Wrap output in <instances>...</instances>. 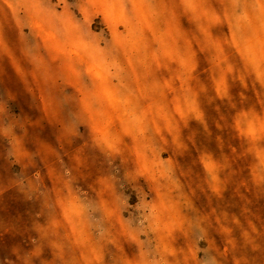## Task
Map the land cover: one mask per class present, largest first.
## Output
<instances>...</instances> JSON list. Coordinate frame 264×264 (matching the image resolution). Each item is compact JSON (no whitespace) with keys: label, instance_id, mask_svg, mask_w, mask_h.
Returning a JSON list of instances; mask_svg holds the SVG:
<instances>
[{"label":"rangeland","instance_id":"obj_1","mask_svg":"<svg viewBox=\"0 0 264 264\" xmlns=\"http://www.w3.org/2000/svg\"><path fill=\"white\" fill-rule=\"evenodd\" d=\"M0 264H264V0H0Z\"/></svg>","mask_w":264,"mask_h":264}]
</instances>
